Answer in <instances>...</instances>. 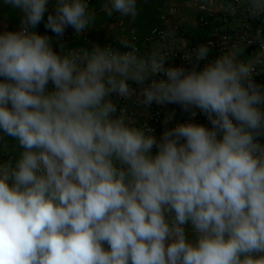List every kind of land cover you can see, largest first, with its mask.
Listing matches in <instances>:
<instances>
[{
	"label": "clouds",
	"instance_id": "obj_1",
	"mask_svg": "<svg viewBox=\"0 0 264 264\" xmlns=\"http://www.w3.org/2000/svg\"><path fill=\"white\" fill-rule=\"evenodd\" d=\"M4 4L21 20L0 32V150H18L0 160V264H264V30L251 56L245 42L208 60L209 41L185 53L190 68L166 66L161 49L142 55L127 37L126 51L57 52L36 31L84 33L97 19L88 0ZM245 5L264 16V0ZM101 10L140 13L138 0ZM137 90L146 108L199 110L210 127L190 120L157 137L117 102Z\"/></svg>",
	"mask_w": 264,
	"mask_h": 264
},
{
	"label": "built area",
	"instance_id": "obj_2",
	"mask_svg": "<svg viewBox=\"0 0 264 264\" xmlns=\"http://www.w3.org/2000/svg\"><path fill=\"white\" fill-rule=\"evenodd\" d=\"M93 0H88L89 6ZM4 0H0V4ZM54 3V0H53ZM231 6V7H230ZM53 11L49 6L47 15ZM96 13H103L101 7H98ZM113 19L117 21L121 16L113 14ZM20 20L16 24V30L20 27ZM157 24L152 26L142 36L130 35L127 38L134 42L140 53L142 48L147 46H156L167 54L168 62L166 66H181L187 68L192 66V62L186 61L184 55L190 52L199 44L212 42L213 48L208 57V60L228 51L236 44L248 42L244 53L245 56H251L259 50V45L250 42L252 34L257 29L264 30V16L258 19H249L245 0H162L156 9ZM190 27L195 31H201L202 34L190 33L183 29ZM40 34H46L53 38L54 50L59 52V43L64 45L77 41L83 43H91L92 47L97 45L92 42V34L94 32L93 25L84 33L76 35L74 29L68 27L63 37H56L55 34L44 29L43 32L37 30ZM111 45L115 47V40L105 42L101 47ZM121 51H126L120 45ZM115 49V48H114ZM208 61H201L200 67ZM260 72L254 79L258 84L264 85V68H258ZM119 106L126 108L129 119L135 120L137 125L147 122V124L155 130V135H159L164 131L165 127L171 128L176 123L189 122L204 124L210 127L207 118L197 110V115L192 118L189 113L182 111L179 105H157L153 103L149 108H146L142 102L137 90L132 96L127 99H119ZM175 113L170 122L165 125L164 120L170 113ZM155 151V150H154Z\"/></svg>",
	"mask_w": 264,
	"mask_h": 264
},
{
	"label": "crops",
	"instance_id": "obj_3",
	"mask_svg": "<svg viewBox=\"0 0 264 264\" xmlns=\"http://www.w3.org/2000/svg\"><path fill=\"white\" fill-rule=\"evenodd\" d=\"M160 1L162 2V0H158L157 2L159 3ZM103 2L104 0H93L92 5L89 7L90 10H96L98 7H101ZM160 3L158 5H160ZM16 11L19 12L18 10ZM96 16L97 19L96 22L93 24L94 32L92 34L91 39L92 42L96 43L99 46L103 45L105 42L109 40H115L114 48L120 50L121 48L119 44L120 39L132 34H138V36H142L143 34L146 33V32L143 33L137 32L136 27L133 26V20L129 17H120L117 21H115L112 17H108L104 12L102 14L96 13ZM15 23L16 22L10 16L8 15L2 16V18L0 19V32L5 30L16 31L15 25L17 23L16 24ZM38 29H40V32L44 31L45 27L43 22L38 26ZM183 29L190 33L195 32L198 34H202L201 31H195L190 27L188 28L183 27ZM155 47H156L155 45L154 46L152 45V46H147V48H142L141 54L149 55L153 50H155ZM86 49L91 50L92 48L86 47ZM132 122L136 124L135 120H132Z\"/></svg>",
	"mask_w": 264,
	"mask_h": 264
},
{
	"label": "trees",
	"instance_id": "obj_4",
	"mask_svg": "<svg viewBox=\"0 0 264 264\" xmlns=\"http://www.w3.org/2000/svg\"><path fill=\"white\" fill-rule=\"evenodd\" d=\"M157 1L158 0H138V7L140 8V13L137 16V18L133 20V26L136 27L137 32H140V33L147 32L152 26L157 24L156 9L158 7V4L161 2L160 1L158 3ZM4 15L10 16L16 23H18L19 19L21 18V14L17 12L16 9H13L10 6L2 3L0 4V19ZM134 35L138 36V34H134ZM64 47H65V50H74V49H79L81 47L92 48V45L91 43L87 44V43H83L82 41H77L73 43H68L64 45ZM8 143H9V149L7 153H4L3 150H0V160L12 158L17 154L18 150L15 149L14 147L15 142L9 140Z\"/></svg>",
	"mask_w": 264,
	"mask_h": 264
},
{
	"label": "rangeland",
	"instance_id": "obj_5",
	"mask_svg": "<svg viewBox=\"0 0 264 264\" xmlns=\"http://www.w3.org/2000/svg\"><path fill=\"white\" fill-rule=\"evenodd\" d=\"M37 30H39V31H40V29H38V28L36 29V31H37Z\"/></svg>",
	"mask_w": 264,
	"mask_h": 264
}]
</instances>
